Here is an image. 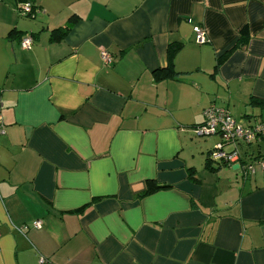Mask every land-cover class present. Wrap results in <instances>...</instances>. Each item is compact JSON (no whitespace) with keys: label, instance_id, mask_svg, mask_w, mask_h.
I'll use <instances>...</instances> for the list:
<instances>
[{"label":"crops","instance_id":"obj_1","mask_svg":"<svg viewBox=\"0 0 264 264\" xmlns=\"http://www.w3.org/2000/svg\"><path fill=\"white\" fill-rule=\"evenodd\" d=\"M16 1L0 0V264H264V171L209 169L220 138L194 133L211 105L264 121V0H30L33 17ZM237 147L251 162L264 134ZM146 180L165 187L139 197Z\"/></svg>","mask_w":264,"mask_h":264},{"label":"built area","instance_id":"obj_2","mask_svg":"<svg viewBox=\"0 0 264 264\" xmlns=\"http://www.w3.org/2000/svg\"><path fill=\"white\" fill-rule=\"evenodd\" d=\"M14 10L22 17H33L36 13L41 12L30 1L18 2L14 6ZM44 12V11H42ZM195 41L198 44L207 42L206 32L203 27H194ZM21 46L24 49H30L33 43V36L25 34L20 40ZM101 57L105 64L111 62L110 55L102 51ZM203 121L194 126V133L197 136L218 135L220 140L214 145L209 152V158L212 162L219 161L223 165L236 167L242 174L243 178L251 177L257 169L264 171V155L256 156L253 161H244L241 153L238 150L240 142L251 144L253 141L260 139L264 134V121L244 126L236 121L225 108L208 106L204 108ZM0 132H2V119L0 116ZM32 227L39 228L40 220H35L31 223ZM27 226H23L25 229ZM41 263H46L45 258H40ZM51 264V263H49Z\"/></svg>","mask_w":264,"mask_h":264},{"label":"trees","instance_id":"obj_3","mask_svg":"<svg viewBox=\"0 0 264 264\" xmlns=\"http://www.w3.org/2000/svg\"><path fill=\"white\" fill-rule=\"evenodd\" d=\"M24 1H30V0H17L16 2L18 3V2H24ZM69 26H70L69 24H66L63 28H60L59 30H61L62 33L63 32L65 33V31L68 30ZM250 103L251 104H256V105H264V99H259V98L252 97V98H250ZM213 163H215V164L212 165V161L210 160V158L208 156L207 161H206V167H208L211 170H215L216 168H218L220 166H223V164L221 162H219V161H216V162H213ZM163 187H165V186L164 185H158V184L154 183V181H152V180H146V187H145V189H144V191L142 193L138 194V196L139 197H143L145 195H148V194L152 193V191H154L156 189H159V188H163Z\"/></svg>","mask_w":264,"mask_h":264},{"label":"rangeland","instance_id":"obj_4","mask_svg":"<svg viewBox=\"0 0 264 264\" xmlns=\"http://www.w3.org/2000/svg\"><path fill=\"white\" fill-rule=\"evenodd\" d=\"M239 121V120H238Z\"/></svg>","mask_w":264,"mask_h":264}]
</instances>
